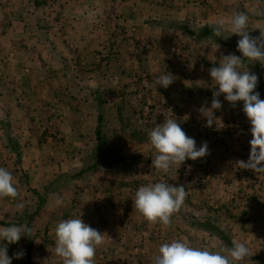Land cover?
Wrapping results in <instances>:
<instances>
[{"label": "rangeland", "instance_id": "rangeland-1", "mask_svg": "<svg viewBox=\"0 0 264 264\" xmlns=\"http://www.w3.org/2000/svg\"><path fill=\"white\" fill-rule=\"evenodd\" d=\"M209 1L171 0V9L183 12L201 6L200 11L188 15L195 17L193 23L185 22L182 16L179 19L171 16L158 22L157 25L167 28L163 30L166 34L161 35L153 15L143 14L136 25L141 26L133 34L120 35L111 41L108 50L113 56L106 58L108 51L102 47L95 54L84 49L80 56L85 59L74 64L78 47H69L67 58H63L65 54L58 41L56 46L44 48L46 52H42L40 45L31 46V39L40 38L41 31H0V105L9 114L12 135L21 145L18 153L12 150L0 131V167L12 173L19 192L15 199L0 198V221L6 222L0 227L27 225L32 230L31 237L23 236L18 243L7 245L12 264H63L55 254L50 232L62 220L80 217L87 224L98 222L90 226L104 234L95 264H153L159 247L173 240L182 239L200 249L224 247L207 230L189 225V214L212 215L214 221L229 229L235 240L246 241L254 255L264 256V174L240 169L236 164L238 160L249 159L251 148V124L243 112V102L233 106L223 94L218 97L223 105L215 111L218 128L205 126L206 118L199 112L201 106L210 107L213 100L211 68L218 66L224 55L235 52L172 26L187 24L194 30L204 24L215 26L224 19L227 27L234 14L245 12L249 15L248 30L252 36L260 33L256 28H264V0H211L216 10L208 15L203 8ZM53 17L46 16L44 25ZM65 26L61 31L46 29L43 33L49 39L54 34L70 40L82 37L69 29L71 25L64 29ZM13 33L14 40L10 38ZM92 57L96 62L87 64ZM164 71L175 76L167 89L155 85V74ZM75 72L85 78L77 77L75 81L70 77ZM90 72L95 75L90 77ZM69 89L75 92L66 96L69 106L63 110L59 93ZM94 89L102 91L115 147L122 154L142 157L143 162L127 172L103 170L80 180L73 179L71 176L78 172L81 159L74 154L67 159L60 152L66 144L69 149L70 138L72 142L76 140L77 148L91 150L98 116L97 100L89 95ZM172 100L180 106L173 107ZM160 103L164 106L159 107ZM177 112L184 121L181 127L186 135L195 138L197 147L207 142L209 155L187 160L177 170L178 174L173 170L164 174L152 167L155 153L148 132L155 124L164 122V114L173 118ZM28 127L30 134L38 137L39 148L34 145L31 154L22 156L25 152L22 143L26 140L22 137L27 135L24 130ZM59 138H66L63 141L66 143H56ZM36 155H40L39 160L34 158ZM156 182L183 185L187 190L184 204L168 226L149 222L134 208L138 188ZM58 198L64 204L56 207ZM18 204L23 207H17ZM46 218L51 220L48 225ZM20 251L24 256L16 259L15 253Z\"/></svg>", "mask_w": 264, "mask_h": 264}, {"label": "clouds", "instance_id": "clouds-1", "mask_svg": "<svg viewBox=\"0 0 264 264\" xmlns=\"http://www.w3.org/2000/svg\"><path fill=\"white\" fill-rule=\"evenodd\" d=\"M248 29L249 15L245 12L234 14L227 27L224 19L216 22L213 30L216 37L224 38L225 31L230 32V36L235 34L240 37L237 50L241 55H224L219 60V65L211 68L210 76L215 88L213 100L210 107L201 106L199 112L206 118L205 126L217 127L218 117L215 116V111L223 107L218 97L223 94L224 99L233 106L237 102H243V112L251 124V148L249 159L238 160L236 164L240 169H250L259 175L264 174V99H261V94L257 91L259 76L246 68V61L264 65V28H256L261 30L258 37L251 36ZM174 80L175 76L168 71L155 74L157 87L167 89ZM164 116V122L155 124L148 132L150 146L155 153L152 157L153 168L169 174L177 166L180 169L189 159L195 161L209 155L207 142L197 147L195 138L186 135L177 119ZM186 194L187 190L183 185L149 183L136 191L134 208L149 222L168 226L173 215L184 204ZM18 195L12 173L0 167V198L15 199ZM63 204L62 198L55 201L56 207ZM17 207L22 208L23 204H18ZM31 231L27 225L0 227V264H12L7 245L18 243L23 236L31 237ZM103 244L104 234L85 223L81 217L62 220L56 226L55 254L62 259L63 264H95L97 249ZM252 255L246 241L233 240L230 248L209 250L192 247L181 239L162 244L153 264H244ZM23 256L22 251L15 253L16 259Z\"/></svg>", "mask_w": 264, "mask_h": 264}, {"label": "crops", "instance_id": "crops-1", "mask_svg": "<svg viewBox=\"0 0 264 264\" xmlns=\"http://www.w3.org/2000/svg\"><path fill=\"white\" fill-rule=\"evenodd\" d=\"M185 1L186 0H184V3ZM158 5L159 7H157ZM170 6H171V0H0V31H3L4 29L10 32H24V33L31 31H35V32L41 31V34H39L40 38L36 37L37 39L35 38L36 39L35 41L31 39L32 40L31 46L33 47L40 45L42 46V52H44L45 51L44 48L54 47L56 46V41H58L57 45H61L64 51L63 54H65L63 58H65L67 54L70 52L67 50L69 47L71 46L73 48L78 47L80 48V50L78 49V51L76 52L77 57L72 62L74 64L76 62L77 63L80 62L82 59H85L84 57L81 58L80 56L81 51L85 52L84 49L91 51L88 53L95 54L96 53L95 51L99 50V48L102 47L104 51H108L105 54L107 56L106 58H110V56H113L110 50H108V48L111 47V41L115 39L117 36L119 37L120 35L133 34L132 31L135 28L136 30L140 28L141 25L140 26H136V25H139L138 21L141 20L140 18L143 14L147 16L153 15L155 26H157L160 32H162L161 35H163L166 34L163 30L167 28L166 27L163 28L162 25H157L159 21L166 20L167 18H171V16L174 17L175 19H179L182 16L183 20L186 19L185 22H188L187 20H189L193 23V19L195 17L188 15H190V12L191 13L196 12V10L200 11L201 9L200 8L201 6H198V9L195 7H191L193 9H189L190 11L186 10V12H183L181 9H171ZM203 9L209 15L216 10V7L210 0ZM50 14L55 17L51 19H47V24L44 25L45 17ZM38 15H41V17ZM34 16L36 17L35 22H34ZM38 18L41 19V22H38ZM143 24L144 26H147L146 21H143ZM162 24H165L164 21L162 22ZM63 25H67L64 27V29L66 27H70L69 25H71L69 29H73L82 37H80L79 39L77 38L75 40H70V38L62 39L61 37L56 36L54 34V36L53 35L50 36L51 38L49 39L48 34L43 33L46 32L45 31L46 29L61 31L63 30ZM78 34H76V36H78ZM12 35L10 38L13 40L16 39L14 38L15 37L14 33ZM27 40H28V36H27ZM112 44L114 43L112 42ZM105 55L103 56V58L105 57ZM95 60L96 59L92 57L91 59L88 60L89 63L87 64L95 63L96 62ZM118 63L119 62L115 61L116 65H118ZM121 64L123 65L124 63L121 62ZM66 73L67 72H65V74ZM92 75L95 74L90 72V77ZM70 77H72L75 81L77 77L85 78L84 75L79 76L78 72L73 73L72 75H70ZM95 91L96 89L91 90L89 95H93ZM74 92L75 90L69 89V91L63 90L62 92L59 93L61 94L59 100L63 101L62 103L63 107L61 106L63 110H66L69 106L68 103L66 102V100L68 99V97L66 96L72 95ZM170 96H172V94H170ZM84 100L91 101V98L90 99L85 98ZM84 100L81 101L83 104H84ZM73 103H75V101H73ZM89 103L91 104V102ZM162 105L164 106L163 103H160L159 107ZM171 105L175 108L180 106L179 103H176L173 100L171 101ZM178 115H180L179 112L175 114V117H173V119H177V122L180 124V126H182L184 121L180 120L178 118ZM24 132L25 134L27 133V135L26 136L23 135L24 137L22 138L26 140L24 143L22 142L21 143L25 144L22 145L23 148L22 151L25 150L26 153L23 151L22 156L31 154L35 150L34 145L39 148V139L37 136H32L30 134V128L28 127V130L25 129ZM58 137H67V136H58ZM65 139L59 138L58 139L59 141H56V143L58 144L66 143L63 142ZM74 142H76V140ZM74 142H72L70 138L67 141V143H69L68 144L69 149L67 148V144H66L65 150L60 153L67 159L72 158L74 155H76L77 158L81 159L80 160L81 163L78 169L79 171L84 166L83 158L85 159L87 155L90 153V151L77 148L76 144L74 145ZM56 143H52V144L55 145ZM50 148L52 149V145L50 146ZM34 158L39 160L40 155L38 156L36 155V157ZM178 169H179L178 166L174 168L173 173L178 174L177 173ZM120 178H122V176ZM100 181H102V179ZM49 220L50 218H46L47 225L51 221ZM94 223L95 225H97L98 222L93 221L89 223V225ZM50 234H51L50 240L55 242V231L50 232ZM54 242L51 243H53L55 247Z\"/></svg>", "mask_w": 264, "mask_h": 264}, {"label": "trees", "instance_id": "trees-1", "mask_svg": "<svg viewBox=\"0 0 264 264\" xmlns=\"http://www.w3.org/2000/svg\"><path fill=\"white\" fill-rule=\"evenodd\" d=\"M172 26L180 28L189 35L198 37L201 40L226 46L232 49L235 52V55H241V53L237 50V42L240 38L233 35L230 36L231 34H225V32L223 33V37L227 38L230 36L229 38L224 39L216 37L213 31L215 26L204 24L194 30L192 29V27L189 28L187 24H173ZM252 36L258 37L260 36V33L253 34ZM263 67L264 65H261L260 63L254 64V62L246 61V68L250 69L253 73L259 76L257 91L260 92L261 99H264V77L262 75ZM100 93H102L101 90H96L93 93V97H95V99L97 100L96 102L98 110L94 144L91 146L90 153L84 159L83 168L78 172L72 174L71 177L73 179L80 180L86 175H93L103 170L127 172L134 169L135 167H138L140 163L143 162L142 157L136 154H122L120 150L115 147L113 139L110 136V129L108 126L109 123L106 119L104 102L101 98ZM10 128L11 120L9 114L0 105V131L7 141L8 146L18 153L21 149V145L14 139ZM26 181L28 182V178H26ZM254 199H257V196H255ZM5 223L6 222L0 221V224ZM187 223L192 227L196 226L207 230L209 235L213 238H216L223 244L224 247H232V241L235 240L233 234L229 231L228 228L214 221L212 215L206 214L204 216L198 217L195 214H189L187 216ZM246 261L250 262L251 264H264V256L253 254Z\"/></svg>", "mask_w": 264, "mask_h": 264}]
</instances>
